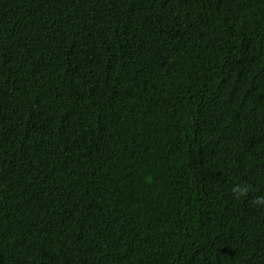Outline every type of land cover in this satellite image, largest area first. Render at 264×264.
Listing matches in <instances>:
<instances>
[{
	"label": "trees",
	"instance_id": "trees-1",
	"mask_svg": "<svg viewBox=\"0 0 264 264\" xmlns=\"http://www.w3.org/2000/svg\"><path fill=\"white\" fill-rule=\"evenodd\" d=\"M259 196L264 0H0V264H264Z\"/></svg>",
	"mask_w": 264,
	"mask_h": 264
},
{
	"label": "clouds",
	"instance_id": "clouds-1",
	"mask_svg": "<svg viewBox=\"0 0 264 264\" xmlns=\"http://www.w3.org/2000/svg\"><path fill=\"white\" fill-rule=\"evenodd\" d=\"M250 185L248 184H237L232 188V192L236 195L237 198L247 195ZM254 206L264 207V196H259L253 201Z\"/></svg>",
	"mask_w": 264,
	"mask_h": 264
}]
</instances>
